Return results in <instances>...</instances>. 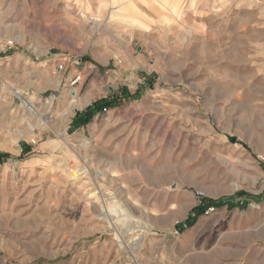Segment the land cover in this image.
<instances>
[{
	"label": "rangeland",
	"instance_id": "obj_1",
	"mask_svg": "<svg viewBox=\"0 0 264 264\" xmlns=\"http://www.w3.org/2000/svg\"><path fill=\"white\" fill-rule=\"evenodd\" d=\"M132 112L134 153L94 137ZM0 154V264H264V0H0Z\"/></svg>",
	"mask_w": 264,
	"mask_h": 264
},
{
	"label": "crops",
	"instance_id": "obj_2",
	"mask_svg": "<svg viewBox=\"0 0 264 264\" xmlns=\"http://www.w3.org/2000/svg\"><path fill=\"white\" fill-rule=\"evenodd\" d=\"M162 114V113H161ZM168 116V112H163L162 115L157 114L156 117L150 116L149 123L147 124V130L149 132H156L157 130H162L164 132L165 141H170L169 137H171L172 132V125L171 122L165 119ZM146 117V115H135L132 113H127L124 115H119L118 117L115 116L114 118H109V123L112 124V127H115L113 129H109L108 131H97V133H94V137L102 138V136L107 135L108 136V142L112 147H114L115 153L122 152V153H134V150H137L139 145L138 141H134L133 139V122L134 121H141V118ZM153 118V119H151ZM120 123V124H119ZM117 125H119L117 127ZM137 127H143V126H137ZM143 140V139H142ZM144 141V140H143ZM136 142V144H134ZM150 144L153 142V147L157 146V141L150 140ZM162 142V141H161ZM160 144V143H159ZM135 145V146H134ZM142 146V145H141ZM126 155V157L128 156ZM116 169L115 174H119V177L122 179V182H124L125 185H129L128 178H136L137 180L129 185L131 188L129 190H125V194L128 196L145 192L148 189H154V190H160L161 188L167 187L168 184H172L173 177L172 173L165 174V175H159V173L153 177L152 181H146L147 175L143 173V170L138 167H131L128 168L127 166L125 168H120L119 172ZM155 174V173H154ZM164 182V183H163ZM133 200H135L133 198ZM194 207L188 214V216L192 213V211L195 209ZM188 219V218H187Z\"/></svg>",
	"mask_w": 264,
	"mask_h": 264
},
{
	"label": "trees",
	"instance_id": "obj_3",
	"mask_svg": "<svg viewBox=\"0 0 264 264\" xmlns=\"http://www.w3.org/2000/svg\"><path fill=\"white\" fill-rule=\"evenodd\" d=\"M126 92V90H124ZM124 92V94H125ZM128 93H126L127 95ZM116 103L113 101H109L108 99H103L100 101L95 102L91 106H89L85 111L78 113L76 117L74 118L71 129L72 130H78L81 127H84L88 125L95 115L102 112L103 109L114 107ZM29 150V147L25 145V149L23 150V153H27ZM8 158V155L0 154V163H3L4 160ZM224 201H213V200H204L201 205L196 207L192 213L189 215L187 221L185 222V226L192 227L194 226L198 219L204 215L209 208H221L223 207Z\"/></svg>",
	"mask_w": 264,
	"mask_h": 264
},
{
	"label": "built area",
	"instance_id": "obj_4",
	"mask_svg": "<svg viewBox=\"0 0 264 264\" xmlns=\"http://www.w3.org/2000/svg\"><path fill=\"white\" fill-rule=\"evenodd\" d=\"M91 20H92V22L94 21L93 19H91ZM69 61L70 60L68 58H65V59H63L57 65V67H58V69H59L60 72H64V71H66L68 69V67H69ZM80 63L77 62V61L76 62L74 61L71 64L74 67V66L80 65ZM82 80H83L82 74L80 72L75 73V75L73 76V78L70 81V87H71V89H74L75 90L78 87V85L81 83ZM102 112L104 114L108 113V108L103 109ZM103 113H101V112L98 113L96 115V118L98 119ZM198 195H199L198 199L200 200V204L199 205H201L203 203V201L205 200V197L206 196H205L204 193H199ZM213 210H214V208H209L206 213L211 212Z\"/></svg>",
	"mask_w": 264,
	"mask_h": 264
},
{
	"label": "bare ground",
	"instance_id": "obj_5",
	"mask_svg": "<svg viewBox=\"0 0 264 264\" xmlns=\"http://www.w3.org/2000/svg\"><path fill=\"white\" fill-rule=\"evenodd\" d=\"M128 3H131V2H128ZM143 3H145L144 1H143ZM140 3L138 2V3H135V4H132L131 5V7H132V9H134V10H138L139 9V7H138V5H139ZM94 21H95V19H93ZM20 94H16V96H19ZM24 104V106L26 107V108H28L29 110H31L32 112H35V108H34V106L32 105V104H30V103H28V102H24L23 103ZM71 114H72V112H71ZM71 114H68V116H67V121H70V117H71Z\"/></svg>",
	"mask_w": 264,
	"mask_h": 264
},
{
	"label": "water",
	"instance_id": "obj_6",
	"mask_svg": "<svg viewBox=\"0 0 264 264\" xmlns=\"http://www.w3.org/2000/svg\"><path fill=\"white\" fill-rule=\"evenodd\" d=\"M235 199H236V197L233 196V197L227 198V199L225 200V202H226V203H228V202H232V201H234Z\"/></svg>",
	"mask_w": 264,
	"mask_h": 264
}]
</instances>
